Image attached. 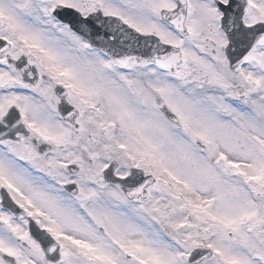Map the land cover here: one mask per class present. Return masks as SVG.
I'll return each mask as SVG.
<instances>
[{
  "label": "snow or ice",
  "instance_id": "obj_1",
  "mask_svg": "<svg viewBox=\"0 0 264 264\" xmlns=\"http://www.w3.org/2000/svg\"><path fill=\"white\" fill-rule=\"evenodd\" d=\"M0 264H264V0H0Z\"/></svg>",
  "mask_w": 264,
  "mask_h": 264
}]
</instances>
